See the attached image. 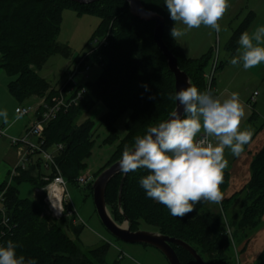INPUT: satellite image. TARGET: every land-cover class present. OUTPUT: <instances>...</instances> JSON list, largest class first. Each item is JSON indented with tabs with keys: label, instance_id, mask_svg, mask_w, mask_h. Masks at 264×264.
Returning <instances> with one entry per match:
<instances>
[{
	"label": "trees",
	"instance_id": "1",
	"mask_svg": "<svg viewBox=\"0 0 264 264\" xmlns=\"http://www.w3.org/2000/svg\"><path fill=\"white\" fill-rule=\"evenodd\" d=\"M141 1L147 10L165 17L166 44L193 84L200 92H206L204 75L213 60L214 47L198 58L188 57L177 38L171 36V29L177 28V21L170 18L165 0ZM68 8L80 15L99 17L101 22L91 41L106 39L107 45H101L88 57V61L93 60L102 66L101 74L95 80L85 77L82 81L76 79L75 83H70L62 90L64 82L61 86H53L37 70L43 69L55 54L66 57L72 55L68 45L58 42L64 12ZM255 19L256 13L250 11L234 31L227 44L232 53H237L241 34L249 29ZM154 29V22H145L133 16L129 3L123 0H103L85 5L67 0H0V68L12 78L8 83L12 96L21 105H25L32 97L44 99V104L38 110L40 116L48 107L57 104L63 94L67 102H71L78 91L85 90L78 103H72L67 110L61 108L44 133V148L53 150L63 145V149L55 153L69 183H78L95 143L92 132L95 122L91 118L77 122L83 112H90L103 104L105 111L100 115L99 122L109 131L105 142L115 144L118 141L109 161L96 173L95 180L103 170L121 159L125 145L134 146L136 136L145 135L148 127L167 120L175 110L176 101L170 98L176 93L175 75L154 40ZM126 112L130 113L126 123L127 133L120 138L115 123ZM42 162V159H37L27 169L20 168L18 176L11 177V170L9 178L0 183V193L8 186L7 207L15 223L2 247H6L9 241L13 242L17 257L23 256L25 264L28 261H35V264H109L108 243L84 252L79 242L68 233L72 229L79 234L83 229L81 225H76L71 218L66 217L63 225L53 223L41 217L42 206L35 199L21 196L20 185L24 182L31 183L35 189L47 184L43 177L48 172L44 170ZM228 173H223L221 191L228 184ZM148 174L149 171L143 168L127 174L121 207L119 191L124 173L110 181L106 198L113 217L122 223L125 215L128 216L133 231H158L189 243L206 264H231L234 261V245L246 244L251 233L262 223L264 147L254 157L248 184L231 198L224 199L217 211L208 209L209 201L202 200L194 205L193 212L183 218L172 216L165 205L147 197L140 180ZM93 183L88 184L92 193ZM242 194L244 199L239 212L231 213L232 204ZM173 247L182 264H199L183 247L176 244ZM257 264H264V251Z\"/></svg>",
	"mask_w": 264,
	"mask_h": 264
},
{
	"label": "clouds",
	"instance_id": "2",
	"mask_svg": "<svg viewBox=\"0 0 264 264\" xmlns=\"http://www.w3.org/2000/svg\"><path fill=\"white\" fill-rule=\"evenodd\" d=\"M165 5L170 18L181 22L186 29L204 25L217 34L221 31L219 21L229 8L228 0H165ZM183 35L184 31L171 29L174 39ZM239 44L242 51L231 59L232 65L242 63L248 70L264 63V26L251 34L242 33ZM188 83L187 88L170 97L179 102L170 118L148 127L145 135L136 136L134 146L125 145L119 161L124 174L147 169L149 174L140 180L147 197L165 205L172 216L179 218L193 212L194 205L202 200L222 202L220 185L228 166L225 148L240 156L252 139L251 130L240 128L245 113L237 93L221 102L211 92L202 93ZM179 107L183 108V115ZM23 115L24 112L16 109L13 122ZM0 117L8 124L7 110L0 111ZM3 134H7V128ZM209 138H214L215 143ZM49 202L56 215L62 214V201L49 196ZM0 264H25V258L17 257L16 245L9 241L6 247H0Z\"/></svg>",
	"mask_w": 264,
	"mask_h": 264
},
{
	"label": "rangeland",
	"instance_id": "3",
	"mask_svg": "<svg viewBox=\"0 0 264 264\" xmlns=\"http://www.w3.org/2000/svg\"><path fill=\"white\" fill-rule=\"evenodd\" d=\"M229 8L223 18L219 21L221 31L217 34L214 29L201 25L199 28L186 29L185 25H181V31L185 32V35L181 36V39H190L191 37L196 36L198 39H201L200 42H204L205 40H210L213 38L215 40L214 46L220 40L223 41V46L219 48L220 50V64L216 73V77H218L219 72L221 71V66L228 65L225 53L230 54L231 51L227 48L228 42H225V36L228 35V32L231 29H237L241 22L248 16L249 12L254 10L256 12V19L254 22V26H263L264 23V0H228ZM101 19L95 15H80L74 9H66L64 12V19L62 23L61 33L58 37V42L64 45H68L72 49V55L70 57H66L62 54H55L49 58L43 69L37 70L39 75L46 78L48 81L52 83L53 86H61V84L65 80V72L68 66L78 57H81L84 53L90 52L92 49L96 48L97 45L95 43L96 40H92ZM251 34V32H250ZM227 43V44H226ZM213 46V47H214ZM201 50H198L199 53ZM195 52V53H197ZM201 53V52H200ZM233 57H231L232 59ZM226 59V60H225ZM229 60V63L231 61ZM89 64L91 65L90 71V80H95L102 72V66L97 64L95 61L90 60ZM225 66V67H226ZM235 66V65H232ZM239 69L237 72L235 69L229 70V75H235L234 80H237L236 87L239 88L243 94L246 96L245 99H249V106L246 104L243 106L246 108L249 118L252 116L255 111L262 112L261 109H252V106H255V103L251 101V98L255 95V92L259 91V95L256 96V101L262 100L264 98V81H262L261 74V64L258 65L256 70L254 68L245 70L242 65L237 64ZM255 71V72H254ZM0 98H4V96H12L9 92L7 83L12 79L3 69L0 68ZM84 75H79L77 79L82 81ZM252 78L253 79L252 81ZM206 79V78H205ZM215 80L213 81V97H216V90L214 89ZM6 90V94L3 93ZM207 90V89H206ZM207 92V91H206ZM10 94V95H9ZM40 102V99L37 97H32L27 101L25 105H37ZM18 103V101H17ZM251 108V109H250ZM105 111V106L103 104L97 105L90 112H83L77 122L81 123L87 118H91L95 122V127L93 129V138L95 140L94 147L92 150V155L89 157L85 163L87 167L83 169L80 173L86 177H88V184L94 182V178L96 173L106 165L109 161L111 155L113 154L116 144H108L105 142L109 131L106 127L100 125L99 119L100 115ZM130 113L126 112L120 116V118L116 121L115 127L117 129L118 135L120 138H123L126 133V123L129 119ZM246 120V121H245ZM244 118L241 121L240 128L241 130L248 129L252 131L253 129L256 131V127H259L264 121L260 116L256 117V119L250 123V119ZM245 121V122H244ZM0 127H3L0 125ZM5 129V128H4ZM24 136H11L20 138ZM6 138H1V146L6 143ZM9 141V140H8ZM11 144V141L10 143ZM12 153L17 152V150L11 144ZM15 154V153H14ZM18 154V153H17ZM17 157V156H15ZM224 157L228 161V166L224 169L223 172L229 170L233 163V159L235 156L232 154L231 150L225 148ZM19 159V157H17ZM16 158V159H17ZM3 156L0 154V167H2ZM20 160V159H19ZM18 160V163H19ZM17 164H11L13 168H16ZM6 176V175H5ZM8 176V173H7ZM9 178V177H8ZM7 178V179H8ZM78 184V185H77ZM69 183L68 190L69 195L71 196L78 212L79 216H77L76 221L74 222L76 225H81L83 229L79 234L75 233L74 230L70 229L68 231L69 235L79 242L80 247L84 252L89 251L90 249L96 248L102 243H108V251H107V262L109 264H170L168 258L165 254L157 249L154 246L146 245L142 243H127L121 241L112 235L109 230L102 223L95 207L93 193L88 185H79V183ZM21 196L23 198H31L35 199V202L42 206L41 217L49 219L53 223H60L63 225L64 218L61 220L54 219L47 212V207L42 198L43 195H38L34 186L29 182H24L20 185ZM112 213V209L110 208ZM113 215V213H112ZM71 221L70 219L68 220ZM123 223V221H122ZM230 232V230L228 229ZM241 245L233 247L234 251V259L237 261L236 251L240 254ZM242 251V250H241ZM123 256V257H122Z\"/></svg>",
	"mask_w": 264,
	"mask_h": 264
},
{
	"label": "crops",
	"instance_id": "4",
	"mask_svg": "<svg viewBox=\"0 0 264 264\" xmlns=\"http://www.w3.org/2000/svg\"><path fill=\"white\" fill-rule=\"evenodd\" d=\"M254 22L249 27L247 32L252 33L257 27H259L258 26L259 24L254 26L255 25ZM181 25L183 24L177 21V29L181 30ZM263 26H264V23H263ZM235 30L236 29L234 30L231 29L228 32L226 31L228 35L225 36L226 38L225 42H228L230 40ZM177 40L182 45L185 54L191 58H198L202 56L210 48H212L215 43V40L213 38H211L210 40L207 39L204 42H200L201 39H198L196 36L191 37L190 39H185V40L181 39V37H178ZM222 43L223 41L220 40V47L223 46ZM200 49H203V50L200 51L201 53L200 52L198 53L197 51ZM239 51H242L241 46L239 50L237 51V53H232V52L230 54L225 53V56L228 57L227 59L228 65L226 66L223 64L221 66L222 68H221V71L219 72L218 77H216L214 89L216 90L217 93H216L215 98H218L219 100H221V102H223L225 99L229 98L232 93H237L239 96L240 102H242V100H245L246 104L248 105L247 107H250L249 106L250 98L245 99L246 96L243 94V92L239 88L236 87L237 80L236 81L234 80L235 75L230 76L228 74L229 70H231L232 68L235 69L237 72H239L238 71L239 66H236V65L232 66L231 62L229 63V60L231 59V57L238 56ZM0 58H1V51H0ZM239 65H242V63H239ZM254 70H256V68H254ZM261 74H263L262 81H264V63L261 64ZM253 79L255 78H252V81ZM0 92H2V90H0ZM3 93L6 94L7 93L6 90ZM260 95H261V92H260ZM41 101L42 100H40V102ZM245 101L242 102L244 105H245ZM22 106L23 105H21L19 102L17 103V100L15 99V97L12 98L11 96H4V98H0V111L7 110L8 117H9L8 124H5L3 121V118L0 117V125H2L3 128H7V135L2 137V138L5 137L7 141L5 144L2 145L3 147H0V154L4 158L1 163L2 167H0V183H3L8 178L10 171L13 169V166L11 164H17L19 160L17 158L18 157L17 152H14L15 153L14 154L11 151V149H13L11 148V144H9L11 141V136L23 135L26 131V128L34 120V115L30 114L28 116H23L22 119L18 121L13 122L14 117L16 115V109H19ZM252 107H253L252 109L255 108L256 110L259 108L262 110V112L260 113V111H257V112L255 111V113H253L252 116H250L249 118V114L246 108L244 107V113H245L243 117L244 120L246 118L247 120L250 119L249 120L251 122L250 124L253 125L252 122L256 119V117L260 116L262 120L264 121V98L262 100L256 101L255 106H252ZM256 128H257L256 131L253 129V127L251 128L252 129L251 141L244 146L243 153H241L240 156L235 157L233 159L231 168L229 170H226L229 172L228 173V184L222 190L223 200L231 198L235 193L241 191L248 184L251 178V165L254 160V157L264 147V122L259 127H256ZM210 140H212V142L215 143L214 138H210ZM1 144L2 143L0 142V146ZM7 173H8V176H7ZM37 194L40 196L39 193ZM243 199H244V194H242L240 197L237 198V200L232 204L230 208L231 213L239 212L240 205ZM221 204L222 203L216 204V203L209 202L208 209L217 211L219 208L222 207ZM239 249H240L241 255H239V252L236 251L237 261H235L234 259L235 253H233L232 257L234 261L231 264H257L259 257L264 251V215H263L262 223L260 227L251 233L249 241L246 244L241 245Z\"/></svg>",
	"mask_w": 264,
	"mask_h": 264
},
{
	"label": "built area",
	"instance_id": "5",
	"mask_svg": "<svg viewBox=\"0 0 264 264\" xmlns=\"http://www.w3.org/2000/svg\"><path fill=\"white\" fill-rule=\"evenodd\" d=\"M95 43L97 45L96 48L83 54L81 57H78L75 62L70 64V67L66 72L64 83L62 84V90L70 83H75L77 77L81 74L84 75L85 78H89L91 71V65L88 61L89 55L101 45H107L106 39H103L102 41L96 40ZM219 48V43H217L214 46L213 60L204 75L207 82V92H211V94L213 93L212 84L216 78V73L220 64ZM84 92V89L78 91L71 102H67V98L63 94L61 100L57 104L52 107H48L47 110L40 116L38 115V110L40 106L44 104V99L37 105H23L21 108H19L22 112H24L23 116L33 114L34 120L26 128L24 136L20 138L11 137V144L16 148L18 157L20 159L16 168L12 169L11 177L18 176L20 173V168L27 169L29 164H34L35 160L42 159L44 170L48 172V175L43 177V179L47 181V184L42 188H37L36 191L40 195H43V200L47 207L48 214L57 220H61L66 217L71 218L75 222L77 216H79V212L71 196L69 195V182L63 175L62 169L57 162L58 155L55 152L62 150L63 145L60 144L53 150L44 148V133L48 123L57 117V114L61 108L65 107L67 110L72 103H78L83 98ZM258 95L259 92H255V95L251 98L253 103L256 102V96ZM3 130L4 128L0 127V142L1 138L7 135L3 134ZM197 139H199V137ZM78 183L79 185H87L88 177L81 175L78 178ZM7 189L8 186L0 193V247L3 246L5 243V237L10 233L15 225L7 207ZM49 196H51L53 200L59 199L62 201V214L56 215L54 213L50 206Z\"/></svg>",
	"mask_w": 264,
	"mask_h": 264
},
{
	"label": "water",
	"instance_id": "6",
	"mask_svg": "<svg viewBox=\"0 0 264 264\" xmlns=\"http://www.w3.org/2000/svg\"><path fill=\"white\" fill-rule=\"evenodd\" d=\"M67 1L85 5L103 0H67ZM123 1L129 3L130 11L133 14V16L145 22L155 23L154 40L157 46L162 51V53L164 54L165 58L167 59L170 70L175 75L176 92L181 89L187 88L189 86L188 83L189 81L191 82L192 85H194L190 76L180 68L178 58L173 53V51L169 49L168 45L164 40V33L166 27L165 17L158 12L147 10L144 7L141 0H123ZM178 105L179 102L176 101L175 110L177 109ZM179 112L181 115H183L182 107H179ZM119 161L120 160L116 161L115 163L107 167L105 170H103L93 183V197H94L96 211L102 223L109 230V232L112 235H114L115 238L127 243H142L156 247L165 254L170 264H182V261L177 251L173 247V244L181 246L184 249H186L188 252H190L199 264H206L205 260L198 253V251L194 247H192L189 243L181 239L170 237L158 231H153V230L141 229L138 231H133L130 226L131 221L129 217L126 215L123 223H119L115 220L107 204L106 193L110 181L116 175L122 173L120 171ZM127 174L123 175V180L120 186V191H119L120 207H121L122 190ZM121 212L124 213L122 208H121Z\"/></svg>",
	"mask_w": 264,
	"mask_h": 264
},
{
	"label": "bare ground",
	"instance_id": "7",
	"mask_svg": "<svg viewBox=\"0 0 264 264\" xmlns=\"http://www.w3.org/2000/svg\"><path fill=\"white\" fill-rule=\"evenodd\" d=\"M88 185V184H87Z\"/></svg>",
	"mask_w": 264,
	"mask_h": 264
}]
</instances>
